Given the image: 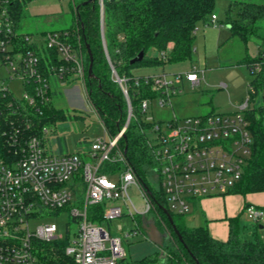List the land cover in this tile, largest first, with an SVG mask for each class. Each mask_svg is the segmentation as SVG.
I'll use <instances>...</instances> for the list:
<instances>
[{"label": "built area", "instance_id": "obj_1", "mask_svg": "<svg viewBox=\"0 0 264 264\" xmlns=\"http://www.w3.org/2000/svg\"><path fill=\"white\" fill-rule=\"evenodd\" d=\"M0 2V264H119L126 255L123 240L111 234L106 222L124 215L123 203L135 223L125 236H146L138 217L142 223L150 221L158 195L169 212L186 215L200 198L228 194L242 179L253 142L246 112L251 97L261 89L251 84L250 97L233 114L208 113L165 122L147 117L150 102L172 105L183 80L195 87L204 79V70L136 75L135 85L149 86L154 93L139 101L137 113L129 96L128 78L112 67V78L126 101L124 126L112 135L100 118L107 137L95 138L84 155L49 152L50 128L42 118L53 99L54 82L59 80L58 90L79 82L87 93L86 56L71 44L67 30L18 31L10 14V0ZM209 20L216 22L218 17L212 14ZM198 29L196 25L194 32ZM52 52L65 64L56 66ZM161 58L166 61L168 52L162 51ZM250 71L264 77V51L258 53ZM18 78L25 84L23 100L10 89V83ZM71 79L75 82L70 84ZM134 120L149 125L141 132L153 158L151 166L159 183L156 188L137 175L120 143ZM119 162L126 168L105 171V163ZM132 184L139 187L148 204L147 211L136 216L128 203ZM102 203V222L91 220L89 208ZM67 207L79 223L73 236L58 233L52 222L31 229V221ZM244 211L255 223L264 217L263 207L249 204ZM118 229L123 231L124 226L119 223ZM59 248L63 254L58 253Z\"/></svg>", "mask_w": 264, "mask_h": 264}, {"label": "trees", "instance_id": "obj_2", "mask_svg": "<svg viewBox=\"0 0 264 264\" xmlns=\"http://www.w3.org/2000/svg\"><path fill=\"white\" fill-rule=\"evenodd\" d=\"M33 1L10 0L9 10L13 19L17 21L23 9ZM85 1L71 0L75 23L71 28L63 30L70 32L69 41L86 56L89 100L107 130L115 135L127 120V106L120 86L112 78V67L120 76L128 78L129 96L138 113L139 101L147 95L153 96L154 93L149 86L135 85L136 75L132 73V69L164 61L159 60L158 56L149 57L147 51L150 47L158 52H168L167 61L190 59L194 50V28L198 22L207 21L215 14V0H103V32L107 54L102 39L100 0L87 5H84ZM226 23L230 37H238L245 44L255 38L260 42L258 53L264 51V0H231L227 8ZM88 47L93 60L94 77H90L88 73ZM142 50L145 52L143 60L130 64ZM51 54L56 66L65 64L56 52ZM257 57L258 54L255 58L246 57L243 63L250 68ZM68 82L71 84L75 80ZM58 83L59 80L56 79L53 97L60 92ZM251 84L264 93V77L254 76ZM263 109L264 106L254 107L246 112L253 141L251 155L244 167L242 179L229 193L264 192ZM59 115L61 110L51 101L42 119L43 122H48ZM147 126L149 125L139 124L136 120L131 121L120 141L126 149L127 162L144 181V167L153 163L141 132ZM104 166L106 172L126 168L123 162L112 165L105 163ZM156 199V210L149 216L153 217L159 230L166 234L162 246L166 264H264V240L256 235L252 238L246 235L247 226L242 225L238 218L229 219V236L226 240H219L210 234L206 225L190 226L185 215L170 211L174 225L182 237L180 240L162 209L167 206L165 201L161 199V195ZM103 207L102 203L89 208V218L102 222ZM138 221L143 224L141 217H138ZM58 253L63 254L61 248ZM124 260H120L119 264H126ZM128 264H161V260L160 255L155 254Z\"/></svg>", "mask_w": 264, "mask_h": 264}, {"label": "rangeland", "instance_id": "obj_3", "mask_svg": "<svg viewBox=\"0 0 264 264\" xmlns=\"http://www.w3.org/2000/svg\"><path fill=\"white\" fill-rule=\"evenodd\" d=\"M230 1L215 0L214 13L218 17L216 22H212L208 18L207 21L197 23L199 29L195 33L194 50L190 59L166 60L152 66L142 65L132 69V73L137 76L163 72L170 75L175 73L186 74L193 69L204 70V79L195 87H192L186 79L183 80L181 92L173 97L172 105L161 106L156 100L150 102L147 117L151 120L165 122L174 117L183 118L218 112L233 114L250 97V83L254 76L243 61L246 57L255 58L257 56L260 42L252 38L245 44L238 37H230L226 23L227 8ZM1 6L0 2V8ZM16 22L18 31L22 33L40 34L44 31H60L74 25L75 12L71 0H34L23 9ZM147 55L149 57L158 56L159 60H162L161 52L153 47L148 49ZM10 89L17 99L23 100L25 84L21 79L13 80L10 83ZM52 102L56 108L61 110V115L48 121L50 140L47 149L49 152L53 154L77 152L84 155V151L90 147L95 138L107 137L105 128L90 102L88 92L86 93L83 84L77 82L72 86L62 87L60 92L54 95ZM249 106L250 108L264 106L263 91H259L251 97ZM150 134L152 133L150 132ZM143 174L153 188L159 186L156 180V172L150 164L147 165V168L144 167ZM128 192L131 199L128 203L132 215L136 216L137 212H146L148 204L139 187L132 184ZM256 194L264 196V192ZM227 195L203 197L200 198L199 202L211 198L214 199L211 201L217 205V208H220L221 205L217 200ZM80 197L82 198L83 195ZM123 209L124 215L109 223L106 222V226L113 236L122 237L126 253L125 263H132L146 256L159 254L161 264H166L167 259L162 246L154 243L142 233L133 237L125 236V232L135 228V223L129 214V208L124 203ZM201 215V210L193 207L185 215L187 224L190 226L205 225L200 224L203 219ZM152 219L153 217L149 216L147 220L153 221ZM243 221L247 226L246 235L251 238L256 235L264 239V228L260 227V225H264V217L255 223L245 215ZM44 222L56 224L58 233L63 235L70 232L73 236L79 230V223L71 217L69 207L48 217L31 221V229L35 230ZM119 223L124 226L123 231L118 229Z\"/></svg>", "mask_w": 264, "mask_h": 264}, {"label": "crops", "instance_id": "obj_4", "mask_svg": "<svg viewBox=\"0 0 264 264\" xmlns=\"http://www.w3.org/2000/svg\"><path fill=\"white\" fill-rule=\"evenodd\" d=\"M57 86L61 87L59 86V84ZM256 193L260 192L247 194L228 193L227 196H223V198L217 200L221 205L220 208H217V205L211 201L214 199L211 198H207L206 200H203L201 202H199V199L193 207H195L197 210L200 209L202 212L201 216L203 219L200 224H205L210 234L214 238L219 240H226L229 236V219L238 218L242 225H246V223L243 221V217L246 215L244 211L245 207L248 204L256 205L258 207H264V205H262L264 204V196ZM260 227L263 229L264 225H260Z\"/></svg>", "mask_w": 264, "mask_h": 264}, {"label": "water", "instance_id": "obj_5", "mask_svg": "<svg viewBox=\"0 0 264 264\" xmlns=\"http://www.w3.org/2000/svg\"><path fill=\"white\" fill-rule=\"evenodd\" d=\"M95 2V0H86L84 2V5H87V4H90V3H93ZM100 4H101V16H102V39H103V43H104V48H105V51L107 52L106 50V43H105V39H104V32H103V0H100ZM229 28V26H228ZM88 53H89V56H90V63H89V69H88V73H89V76L90 77H94L93 75V71H92V56H91V52H90V49L88 47ZM145 56V52L144 50H142L135 58H133L131 61H130V64H135L139 61H142L143 58ZM163 211L166 213V215L168 216L172 226H173V229L175 231V233L177 234L178 238L180 240H182V237L178 231V229L176 228V226L174 225V222H173V219H172V216H171V213L168 211L167 208L165 207H162ZM142 227L144 229V232L146 233V236L151 240L153 241L154 243L160 245V246H163L164 244V240L166 238V234L164 232H161L159 230V228L156 226V224L153 222V221H149V222H144L142 224Z\"/></svg>", "mask_w": 264, "mask_h": 264}]
</instances>
